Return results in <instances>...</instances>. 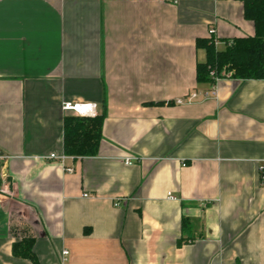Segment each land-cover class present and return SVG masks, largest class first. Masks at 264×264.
<instances>
[{
  "label": "crops",
  "instance_id": "crops-1",
  "mask_svg": "<svg viewBox=\"0 0 264 264\" xmlns=\"http://www.w3.org/2000/svg\"><path fill=\"white\" fill-rule=\"evenodd\" d=\"M243 1L0 0V264H33L23 237L39 264H264V79L172 103L210 88L197 39L254 34ZM65 101L104 114L72 172Z\"/></svg>",
  "mask_w": 264,
  "mask_h": 264
},
{
  "label": "trees",
  "instance_id": "trees-1",
  "mask_svg": "<svg viewBox=\"0 0 264 264\" xmlns=\"http://www.w3.org/2000/svg\"><path fill=\"white\" fill-rule=\"evenodd\" d=\"M243 14L253 22L252 36L235 38L222 49L215 47L212 37L196 40V47L205 52V60L196 65L198 83L212 84L215 77L224 78L227 74L230 78L242 80L264 79V0H244ZM103 116L79 118L65 115L63 153L73 158L95 156L101 140ZM189 228V222L183 218L181 234L187 237ZM12 253L16 257L29 259L33 264H39L33 252V240L29 237L14 242Z\"/></svg>",
  "mask_w": 264,
  "mask_h": 264
},
{
  "label": "built area",
  "instance_id": "built-area-1",
  "mask_svg": "<svg viewBox=\"0 0 264 264\" xmlns=\"http://www.w3.org/2000/svg\"><path fill=\"white\" fill-rule=\"evenodd\" d=\"M210 37H212L214 45L219 43V40L214 35V29L210 30ZM229 44H230L229 41L225 42V45H229ZM210 74L213 77V71H211ZM227 77H228V74H227ZM218 79L220 78L218 77L214 78V82L210 84V88L208 90H191L185 95L174 99L172 103L176 105L183 104V103H191L195 101L197 98H200V97L207 98L210 95H215L216 94L215 84ZM60 109L63 113L67 115H72L74 117H79V118H82V117L92 118L97 115L96 104L91 103V102L72 103V102L65 101L61 103ZM46 158L58 161L64 167V170L66 172L73 171L71 167L65 165V160L68 158V155H65L64 153L60 155H56L52 153L48 155ZM134 161H135V158L125 159V163L129 165L132 164ZM259 182H260V185L264 187V160L259 167ZM11 196H13V192L9 188L7 180L3 179L2 185L0 186V202H1V199L11 197ZM84 196H87V194H84ZM114 206H118V201L114 202ZM67 254H68V251L66 250L62 251V257H61L62 263L65 261V256Z\"/></svg>",
  "mask_w": 264,
  "mask_h": 264
}]
</instances>
